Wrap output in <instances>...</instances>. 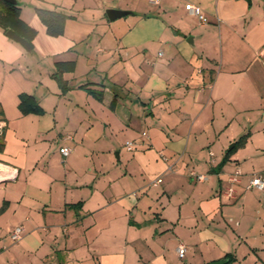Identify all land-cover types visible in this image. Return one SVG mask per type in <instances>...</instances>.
I'll return each instance as SVG.
<instances>
[{"label":"crops","instance_id":"1","mask_svg":"<svg viewBox=\"0 0 264 264\" xmlns=\"http://www.w3.org/2000/svg\"><path fill=\"white\" fill-rule=\"evenodd\" d=\"M14 1L35 35L0 28V264H264V0Z\"/></svg>","mask_w":264,"mask_h":264},{"label":"trees","instance_id":"2","mask_svg":"<svg viewBox=\"0 0 264 264\" xmlns=\"http://www.w3.org/2000/svg\"><path fill=\"white\" fill-rule=\"evenodd\" d=\"M36 12L45 26L47 34L50 36H59L63 33L64 24L68 18L67 15L61 11L40 8L36 9ZM0 28L4 33L12 30L32 45L35 31L21 20L20 10L16 2L10 3L5 0H0ZM59 66L72 69V63L59 64ZM19 107L24 114L39 110L35 101L29 95L20 96ZM224 259H227L226 264H229L233 258L227 254L222 260Z\"/></svg>","mask_w":264,"mask_h":264},{"label":"built area","instance_id":"3","mask_svg":"<svg viewBox=\"0 0 264 264\" xmlns=\"http://www.w3.org/2000/svg\"><path fill=\"white\" fill-rule=\"evenodd\" d=\"M185 9L188 11L189 14L196 16L201 23L207 22L206 17L202 14L199 7L191 5V4H187L185 5ZM4 127H5V123L3 121H0V138L3 134ZM142 135L145 136L146 134L142 133ZM67 138L71 139L70 136H67ZM134 145L135 143L132 141H128L125 143V147L129 151H131L134 148ZM59 151L63 156H67L70 152V149L68 147H61ZM188 174L190 177L194 178L198 182L204 181L206 179L205 175L196 174L194 171H189ZM239 175H240L239 171H236L234 174H232L229 177L230 182L236 183L238 181ZM17 176H18L17 168L12 167L10 165L0 163V183L5 182V181H14L17 178ZM160 182H161V179L157 178L152 182V185L154 186ZM246 188L256 189V190L261 191L264 188V180L260 176H254L250 179ZM227 191L230 194L233 192L231 189H228ZM22 236H23L22 227L18 226L12 229L10 238L13 242L19 241L22 238ZM186 251H187L186 246H184L183 244H180L177 248L178 257L183 258Z\"/></svg>","mask_w":264,"mask_h":264},{"label":"water","instance_id":"4","mask_svg":"<svg viewBox=\"0 0 264 264\" xmlns=\"http://www.w3.org/2000/svg\"><path fill=\"white\" fill-rule=\"evenodd\" d=\"M5 1L10 2V3H15L14 0H5ZM247 2L250 3L251 0H247ZM106 14H107V17L110 21H114V20H117L119 18L125 17V16L129 15L130 13L128 11L109 9L106 11ZM5 34L8 38L15 41L19 45H21L25 49V51H27V52L31 51V48H32L31 45L25 39L21 38L19 35H17L12 30H8ZM227 261H228L227 259H224V260H220V261L210 262L207 264H226Z\"/></svg>","mask_w":264,"mask_h":264}]
</instances>
